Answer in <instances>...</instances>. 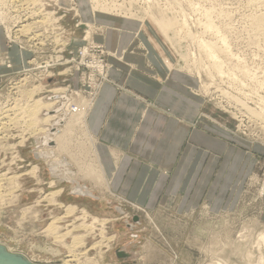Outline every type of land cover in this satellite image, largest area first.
<instances>
[{"label":"rangeland","instance_id":"1","mask_svg":"<svg viewBox=\"0 0 264 264\" xmlns=\"http://www.w3.org/2000/svg\"><path fill=\"white\" fill-rule=\"evenodd\" d=\"M101 1L105 8L93 14L100 19L88 13L87 0H43L44 11L51 15L50 26L36 22L42 20L41 15L34 19L29 13H12V18L21 19H17L18 24L15 19L11 22V34L0 22V187H4L0 193H7L0 197V247L32 264H264V120L251 116L241 102L256 110L264 106V35H257L253 29V18L261 13V8L258 4L253 6L251 0ZM206 11L211 12L209 20L225 38L231 53L223 74L208 66L200 49L199 41L210 43L216 50L223 46L205 26ZM111 20L146 24L151 41L161 42L166 47L162 50H168L167 65L174 69L178 64L183 74L196 81L193 92L200 99V114L191 129L216 143L209 148L205 141L195 145L206 153L195 154L200 161L198 167L185 165L183 182L172 195L171 183L179 161L187 158L190 136L173 168L145 169L149 161L139 160V154H135V161L130 157L132 163L128 169H120L114 189L108 190L101 180L79 174L84 162L100 171L90 144L95 138L85 135L81 120L73 121L68 142L71 146L67 145L80 161L76 160L75 166L68 153L59 157L66 165L69 163L68 169L76 176L72 178L74 182L58 171L57 176L53 175L44 150L52 147L45 145L50 140L41 138V131L31 124L25 112L37 98L59 100L55 110L47 114L58 117L71 103L84 102L85 108V103L91 108L95 105L103 86L111 82L112 60L122 61V53H118L121 60L111 56L97 39L105 36L107 30L121 32ZM164 20H174L179 26L185 23L184 32H175L182 50L175 46L176 50L165 32L156 27V21ZM34 22L39 27L21 33L24 25ZM187 33L191 37L187 38ZM135 51L146 54L139 42L128 49L130 53ZM195 57L203 64L196 65ZM239 65L255 75V79L244 82L256 95L242 92L225 77ZM34 87H39L38 93ZM56 89L65 94L56 96ZM47 125L45 133L62 128L58 124ZM87 146H91L90 150ZM78 147L85 148L83 154L75 149ZM125 155L115 153L113 159L119 162L116 166L122 164ZM162 161L167 163L165 157ZM34 167H38L36 174L31 171ZM77 185L86 186L94 197L74 193ZM149 187L158 191L148 193ZM154 190L156 199L150 201ZM57 191L62 193L48 201ZM70 205L76 206L77 211L67 215ZM82 210L88 212L89 218L83 216ZM93 217L109 223L104 222L103 226L99 222L93 225L95 228L83 229L94 222ZM53 221L59 228L51 233L48 227ZM77 240L84 243L77 244Z\"/></svg>","mask_w":264,"mask_h":264},{"label":"crops","instance_id":"2","mask_svg":"<svg viewBox=\"0 0 264 264\" xmlns=\"http://www.w3.org/2000/svg\"><path fill=\"white\" fill-rule=\"evenodd\" d=\"M111 21L122 29L121 32L107 30L105 36L97 39L104 43L111 56L119 58L122 53V61L112 60L111 82L103 86L92 108L88 103L86 116L82 119L83 128L90 138L96 140H92L93 151L99 154V163L110 189H114L115 179L121 174L120 169H128L132 157L135 161V154L142 157L137 156V159L149 161L145 169L173 168L177 154L183 150L190 136L192 143L185 150L187 158L179 161L171 183L172 195L183 182L185 165L189 167L191 163V168L198 167L200 161L195 159V154H199V151L206 153L195 145L205 141L209 148L216 143L208 135L191 129L200 114V99L193 92L197 88L196 81L183 74L178 64L174 69L167 65L168 50L161 42L154 44L151 41L146 24ZM99 22L108 26L101 20ZM138 42L146 51L145 55L142 51L128 52ZM123 152L126 153L125 161L119 158L122 164L116 166L119 162H115L113 156L115 153L123 155ZM164 157L167 163H163ZM155 163L159 166H155ZM134 164L132 168H135ZM136 165L139 164L136 162ZM113 168L115 170L111 173L110 169ZM153 189L158 191V188L149 187L148 193ZM155 190L149 196L150 201L156 199Z\"/></svg>","mask_w":264,"mask_h":264},{"label":"bare ground","instance_id":"3","mask_svg":"<svg viewBox=\"0 0 264 264\" xmlns=\"http://www.w3.org/2000/svg\"><path fill=\"white\" fill-rule=\"evenodd\" d=\"M250 3L254 6V5H257L258 4V6L261 8V13L259 14V15H257L256 17H254L253 18V29H254V31L256 32V33H258L257 35H259V36H262V35H264V0H251L250 1ZM87 4H88V13H90V14H92V18H96V19H100V18H97V17H95V16H93V14L95 13V12H97V9H104L105 8V6H104V3L101 1V0H87ZM111 7H112V4L110 5ZM257 6V7H258ZM44 3H43V0H0V22H1V26H3V27H6L5 29H8V32L7 33H9V32H11L12 31V28L10 27V24H11V22H13V20L15 19L16 21L14 22V23H16L18 20V18L20 17H16V18H12V13H16V15L18 14H22V13H29V16H32L34 19H39L40 17V15L42 16V20H35L37 23H39V22H41L42 21V25L43 26H45V25H48V26H50L51 25V15H50V13H48V12H45L44 10ZM45 12V13H44ZM24 14V15H25ZM204 15H205V17L206 18H208L207 19V23H206V28H207V30L208 31H212V32H214L215 33V35L217 36V39L219 40V41H221V43L223 44V46L222 47H216L217 48V50L215 49V48H213V46L209 43H206V42H204V41H199V45H200V49H201V51H202V53H204V55L207 57V59H208V61H209V67L212 69V70H214V71H217L218 73H220V74H223L224 73V67L229 63L228 62V60H230L231 59V53H229V50H228V47H227V44H226V41H225V38L223 37V36H220V34H219V32H218V30H217V28L215 27V25H213L211 22H210V20H209V17H210V15H211V12L210 11H206V12H204L203 13ZM23 14H22V16H24ZM27 15V14H26ZM21 16V17H22ZM15 17V16H14ZM28 18V17H27ZM19 19H21V18H19ZM175 20V19H174ZM174 20H173V22L172 21H167V20H164V21H162V22H160V23H158L157 21H156V23H155V25H156V27H158V29H160V30H162V31H164L165 33H164V35H165V37L167 38V40L175 47V46H178L181 50H182V43L181 42H179V41H177V38H176V35H175V32L177 33V34H179V31L181 30V31H183L184 32V30H183V26L185 25V23H182V24H180V26L178 25V23H174ZM20 21V20H19ZM21 22V21H20ZM19 22V23H20ZM23 22H25L24 20H23ZM35 23V22H34ZM32 23V24H28V25H24L23 26V28L20 30L21 31V33L23 32V33H29V32H32V31H34L33 29H34V27H35V29H36V27H39V25H37V23ZM16 24H18V22L16 23ZM23 24V23H22ZM162 24H163V26H162ZM164 27V28H163ZM164 30H163V29ZM39 29V28H38ZM175 30V31H174ZM18 32V31H17ZM9 34H11V33H9ZM18 34H20V33H18ZM17 34V35H18ZM26 34H24V35H26ZM38 35V34H37ZM89 35H91V33L90 32H88V37H89ZM9 36H11V35H9ZM32 36V35H31ZM39 37V36H38ZM186 37L188 38V37H191V34L190 33H187V35H186ZM182 38V40L184 39V37H181ZM16 39H17V37H16ZM18 40V39H17ZM62 40V39H61ZM62 42V41H61ZM62 46L63 47H65V43H62ZM176 48V47H175ZM37 49V48H36ZM176 50H177V48H176ZM219 53H223L224 54V56H226V55H228L227 57H226V59L224 58V56H221ZM185 56V54L183 55L182 54V57H184ZM59 59V58H58ZM57 59V60H58ZM193 61H194V63L196 64V65H199V64H201L202 62L200 61V59L198 58V57H195V58H193ZM181 63H182V65H183V60H182V58H181ZM203 64V63H202ZM225 77H227V78H229L230 80H231V84L232 85H235L236 87H238L242 92H244V93H248V95L250 96V95H256V92H255V90L252 88V87H250L246 82H244V81H246L245 79H250V80H253V79H255V75H253V73L246 67V66H242V65H239V68L238 69H236L235 71H229L228 73H227V75H225ZM260 84V86H262L263 87V84L262 83H259ZM62 87V86H61ZM35 88V87H34ZM36 89V92H37V89H39V87H36L35 88ZM35 89H34V91H35ZM64 89V88H63ZM55 91V95L56 96H61V94L64 92V90H62V89H56V90H54ZM63 91V92H62ZM66 91V90H65ZM39 92V91H38ZM37 92V93H38ZM34 94V93H33ZM32 94V95H33ZM63 94H65V93H63ZM67 94V93H66ZM45 97V96H44ZM30 98H32V96L30 97ZM47 98V97H46ZM59 100H48V99H34L33 100V103H30V106H29V108L27 109V110H25V112L27 113V117L29 118V121H31V124H34L35 126H37V131H41V133H39L42 137L41 138H44L45 140H50L49 142H47V143H45V145L46 144H50L52 147L51 148H44V150L47 152V154H45L46 156H47V161L48 162H51V164H52V166H51V170L54 172L53 173V175H58V174H60V175H62V177H64V178H67V179H71V180H73L72 178L73 177H76L75 176V174H73V172L72 171H70L68 168H66L68 165H69V163L66 165L64 162H62V161H60L61 160V158L59 159V157L62 155V154H69L70 156H69V158H71V162H73L74 163V165L76 166V160L78 161H80V159H79V157L78 156H76V154H75V152L74 151H72V149L71 148H69L67 145L69 144L70 145V143H68L69 142V138L71 137V135L73 134V121H77V120H81L82 121V119H84V117L86 116V108H85V105H84V102H82L81 104L79 103L78 105L77 104H74V103H71V101H70V103L71 104H69L68 106V108L66 107V110H65V112H64V114H62V117H64L63 119H61L62 117H58V115H47L48 114V112H52L53 110H55V108L57 107V104H59ZM243 104H244V108L246 107V109H248V110H246L251 116H253V117H258V118H260V119H262V120H264V106H262L263 104H260V106H262V107H260V110H256L255 108L254 109H252V108H248L247 107V105H246V103H244L243 101H241ZM86 105H88V103H85ZM67 105V104H66ZM14 108H16V107H14ZM257 109H259V107L257 108ZM12 110H14V109H12ZM19 110H21V108H19V109H17V111H19ZM11 111V110H10ZM9 112V111H8ZM15 113H16V111H15ZM63 113V112H62ZM2 114V113H1ZM17 114V113H16ZM15 114V115H16ZM67 114L69 115L68 117H67ZM9 115V114H8ZM6 116V115H5ZM11 117V116H10ZM9 117V118H10ZM6 119H8V118H6ZM14 118H12V120H13ZM61 119V121H59ZM10 121V120H9ZM59 121V122H58ZM264 122V121H263ZM49 123H51L50 125H49ZM9 124V123H8ZM49 125V127L50 126H52V125H55V126H57V124L58 125H62V128L61 129H56V127H54V129H56L54 132H51V133H45L46 131V129H45V127H46V125ZM47 125V126H48ZM81 127H82V129L84 130V128H83V126H84V123H82L81 122ZM50 129V128H49ZM51 130V129H50ZM50 130H48V131H50ZM52 133H54V134H52ZM38 134V135H39ZM87 137H90V136H88L87 134H85ZM77 136V135H76ZM38 137V136H37ZM38 139V138H37ZM35 140V139H34ZM43 141V140H42ZM50 142H52V143H50ZM71 142V141H70ZM90 144L92 145L93 143H91L90 142ZM49 145V146H50ZM78 145V144H77ZM71 146V145H70ZM81 146V145H80ZM68 147V148H67ZM77 147V146H76ZM88 148H89V150H90V147L89 146H87ZM79 148V147H78ZM79 153H82L83 154V152H84V150H85V148H82V147H80L79 148V150L77 149V148H75ZM41 151V150H40ZM43 151V150H42ZM44 151V152H45ZM92 151H93V147H92ZM87 152H88V149H87ZM91 152V151H90ZM93 153H94V157H95V161H96V163L98 164V167H99V169H100V171H98L97 170V168L95 167V166H91V165H88V164H86V165H84V163L82 164L81 163V165L82 166H80L79 168H81V171H80V176H82V174H84V176H88L87 178H95L96 180H101L102 182H104L105 184H106V187H107V189L108 190H110V187H109V182H108V180L106 179V177H105V173L103 172V168L101 167V165H100V163H99V158H98V156H99V154L98 153H95L94 151H93ZM64 154V155H65ZM68 156V155H67ZM82 158V157H81ZM66 159V158H65ZM100 161H101V159H100ZM92 162V161H91ZM79 163V162H78ZM93 163V162H92ZM71 165V164H70ZM95 165V164H94ZM62 168V169H61ZM66 170V171H65ZM78 170H80V169H78ZM31 171H34L33 173H37L38 172V167H34ZM57 171L59 172L58 174H57ZM77 175V174H76ZM37 176V175H36ZM83 176V178H85ZM17 178V177H16ZM12 179V178H11ZM66 179V180H67ZM80 179H82V178H80ZM17 180V179H16ZM70 180V181H71ZM12 182H13V180H11ZM10 181V183H12ZM74 181V180H73ZM2 182H4V181H2ZM17 182H18V180H17ZM17 182L15 183L16 185H17ZM52 182V181H51ZM75 182V181H74ZM98 183V182H97ZM103 183V184H104ZM52 184H53V182H52ZM55 184V183H54ZM0 185H2V184H0ZM3 185H5V184H3ZM12 185V184H11ZM99 185V184H98ZM97 185V186H98ZM13 186H14V183H13ZM100 186V185H99ZM17 188V186H14V188ZM4 188V187H3ZM2 187H0V189H3ZM12 190H14V189H12ZM3 191V190H2ZM62 192H63V190H61ZM61 191H57V192H55V193H52L53 194V196H50L49 198H51V197H53V198H51V199H49L48 201H51L52 199H56L55 198V196H57V194H59V193H62ZM2 193V192H1ZM0 193V197L1 196H6V194L4 195V194H1ZM9 193H12L11 191L9 192ZM74 193H77V194H82L83 196H91V197H94L92 194H91V192L87 189V187L85 186V187H82L81 185L80 186H75V191H74ZM51 194V195H52ZM10 195V194H9ZM49 195V194H48ZM60 195V194H59ZM46 197H48V196H46ZM45 198V197H44ZM43 198V199H44ZM1 199V198H0ZM18 199V198H17ZM46 199V198H45ZM2 201V200H1ZM52 201H54V200H52ZM40 202V201H39ZM55 202L57 203V201L55 200ZM51 203V202H50ZM76 207V206H75ZM75 207H73V206H71L70 205V207L68 206L67 207V215H72V214H74L75 213V211H77V210H75ZM76 209H77V207H76ZM27 212V211H26ZM74 212V213H73ZM24 213V212H23ZM82 213H83V216L85 217V218H89V214H88V212H86V210L83 212V210H82ZM26 216V215H25ZM90 217H91V215H90ZM58 218V217H57ZM60 218H63V217H60ZM56 219V218H55ZM77 219H78V217H77ZM99 219V218H98ZM98 219H96V218H94L93 217V223H91L90 225L88 224V225H84L83 226V229H85V228H91L92 229V226L94 225V224H97V223H102L103 222V226H104V224L106 223V222H108V221H98ZM59 220V219H58ZM61 220V219H60ZM88 220V219H87ZM86 220V221H87ZM100 220V219H99ZM110 220V219H109ZM55 221V220H54ZM53 221V222H54ZM111 221V220H110ZM52 222V224L48 227L50 230V232L52 231L53 232V230L54 229H56V228H59V226L57 225L56 226V223L54 222L53 223ZM56 222H57V219H56ZM105 222V223H104ZM109 223V222H108ZM83 224H85L84 223V221H83ZM83 224H81V225H83ZM87 224V223H86ZM97 226V225H96ZM85 227V228H84ZM93 228H95L94 226H93ZM106 228V227H105ZM46 229V228H45ZM44 229V230H45ZM79 229V228H78ZM59 230V229H58ZM72 230V229H71ZM46 231V233H47V230H45ZM70 231V230H69ZM73 231V230H72ZM72 231H70L71 233H72ZM87 231V230H86ZM51 232V233H52ZM55 232H57V236H58V234H59V232L58 231H56L55 230ZM43 233H45V232H43ZM54 233V232H53ZM71 233H68V234H71ZM50 233H48V235H49ZM62 234V233H61ZM86 234V233H85ZM44 235V234H43ZM47 235V234H46ZM47 235V237H49ZM53 235V234H52ZM51 235V236H52ZM74 235V234H73ZM76 235V234H75ZM78 235V234H77ZM50 236V237H51ZM61 236V235H60ZM64 236H65V234H64ZM71 236V235H70ZM82 236V235H81ZM67 237V236H66ZM78 237H80V236H78ZM58 238H59V236H58ZM57 238V239H58ZM61 238V240H63L62 239V237H60ZM84 237L82 236V239H83ZM57 239H55L56 241H57ZM74 239H76V238H74ZM59 240L60 239H58V243H59ZM261 240H262V243L264 244V234L262 235V238H261ZM73 242H74V240H72ZM81 242H83V241H81ZM79 240H77L76 241V243L77 244H79V243H81ZM84 242H85V239H84ZM83 242V243H84ZM55 243V242H54ZM64 243V242H63ZM75 243V242H74ZM62 244V243H61ZM65 244V243H64ZM67 244V243H66ZM63 245V244H62ZM81 246H82V244H80ZM66 246V245H65ZM75 246V245H74ZM68 247V246H67ZM70 247H71V245H70ZM75 247H77V246H75ZM78 248V247H77ZM76 248V249H77ZM82 248V247H81ZM51 249V248H50ZM69 249V248H68ZM54 250H56V249H54ZM60 252V251H59ZM70 252V251H69ZM75 252V251H74ZM73 252V253H74ZM55 254V253H54ZM70 254V253H69ZM72 254V253H71ZM70 254V255H71ZM75 254H76V252H75ZM56 255V254H55ZM79 255V254H78ZM78 255H76V256H78ZM68 258H70V257H68ZM71 258H72V256H71ZM76 259H78V257L76 258ZM75 260V259H74ZM79 260V259H78ZM70 261V263H71V260H69ZM73 261V260H72ZM67 262V261H66ZM76 262V261H75ZM79 262V261H78ZM85 263V262H84ZM83 263V264H84ZM0 264H32V263H30V262H27L24 258H22V257H19V256H13L12 254H9V253H7L2 247H0Z\"/></svg>","mask_w":264,"mask_h":264},{"label":"water","instance_id":"4","mask_svg":"<svg viewBox=\"0 0 264 264\" xmlns=\"http://www.w3.org/2000/svg\"><path fill=\"white\" fill-rule=\"evenodd\" d=\"M127 256H129V254H127Z\"/></svg>","mask_w":264,"mask_h":264},{"label":"built area","instance_id":"5","mask_svg":"<svg viewBox=\"0 0 264 264\" xmlns=\"http://www.w3.org/2000/svg\"><path fill=\"white\" fill-rule=\"evenodd\" d=\"M98 68H99V66H98Z\"/></svg>","mask_w":264,"mask_h":264}]
</instances>
